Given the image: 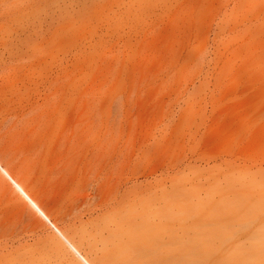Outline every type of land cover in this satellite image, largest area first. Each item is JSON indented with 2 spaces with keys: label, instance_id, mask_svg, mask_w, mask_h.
Masks as SVG:
<instances>
[{
  "label": "rangeland",
  "instance_id": "1",
  "mask_svg": "<svg viewBox=\"0 0 264 264\" xmlns=\"http://www.w3.org/2000/svg\"><path fill=\"white\" fill-rule=\"evenodd\" d=\"M0 165L91 264H264V0H0ZM0 264H83L1 171Z\"/></svg>",
  "mask_w": 264,
  "mask_h": 264
},
{
  "label": "bare ground",
  "instance_id": "2",
  "mask_svg": "<svg viewBox=\"0 0 264 264\" xmlns=\"http://www.w3.org/2000/svg\"><path fill=\"white\" fill-rule=\"evenodd\" d=\"M0 171L2 174L12 183V185L15 187V189L21 194V196L24 197V199L32 206V208L38 213V215L53 229V231L64 241V243L68 246V248L80 259V261L83 264H91L84 256L81 255L79 250L55 227V225L50 221L48 216L44 213V211L37 205L36 202H34L24 191V189L16 182L14 181L8 172L1 167L0 165ZM182 263L188 264L191 262H195L196 258H191L189 256H183L181 258Z\"/></svg>",
  "mask_w": 264,
  "mask_h": 264
}]
</instances>
